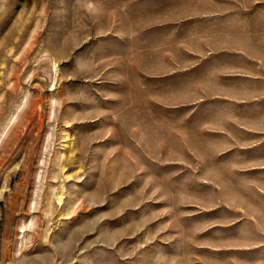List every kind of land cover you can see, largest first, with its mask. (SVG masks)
Wrapping results in <instances>:
<instances>
[{
  "label": "rangeland",
  "instance_id": "rangeland-1",
  "mask_svg": "<svg viewBox=\"0 0 264 264\" xmlns=\"http://www.w3.org/2000/svg\"><path fill=\"white\" fill-rule=\"evenodd\" d=\"M151 2L0 0V264H264L261 121L145 78Z\"/></svg>",
  "mask_w": 264,
  "mask_h": 264
},
{
  "label": "crops",
  "instance_id": "crops-1",
  "mask_svg": "<svg viewBox=\"0 0 264 264\" xmlns=\"http://www.w3.org/2000/svg\"><path fill=\"white\" fill-rule=\"evenodd\" d=\"M184 2L177 10L151 2L141 47L147 52L145 78L162 82L170 90L165 95L179 96L175 107L195 106L196 114L217 110L230 118L241 112L242 124L235 126L256 134L244 123L258 118L264 128V0ZM156 13L161 21L155 22Z\"/></svg>",
  "mask_w": 264,
  "mask_h": 264
}]
</instances>
